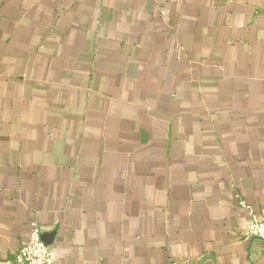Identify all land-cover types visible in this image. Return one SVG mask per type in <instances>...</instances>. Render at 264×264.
Masks as SVG:
<instances>
[{
    "label": "crops",
    "instance_id": "0c3cea01",
    "mask_svg": "<svg viewBox=\"0 0 264 264\" xmlns=\"http://www.w3.org/2000/svg\"><path fill=\"white\" fill-rule=\"evenodd\" d=\"M264 0H0V264H264Z\"/></svg>",
    "mask_w": 264,
    "mask_h": 264
},
{
    "label": "built area",
    "instance_id": "2783aa9c",
    "mask_svg": "<svg viewBox=\"0 0 264 264\" xmlns=\"http://www.w3.org/2000/svg\"><path fill=\"white\" fill-rule=\"evenodd\" d=\"M238 198L248 216V224L239 237L243 240L256 239L264 243V219L260 218L251 205ZM8 264H51V254L47 244L42 239V233L37 222H31V231L26 243L8 260Z\"/></svg>",
    "mask_w": 264,
    "mask_h": 264
},
{
    "label": "water",
    "instance_id": "95a60500",
    "mask_svg": "<svg viewBox=\"0 0 264 264\" xmlns=\"http://www.w3.org/2000/svg\"><path fill=\"white\" fill-rule=\"evenodd\" d=\"M42 239H43V236H42ZM43 241H44V239H43ZM45 242V241H44ZM46 243V242H45Z\"/></svg>",
    "mask_w": 264,
    "mask_h": 264
}]
</instances>
